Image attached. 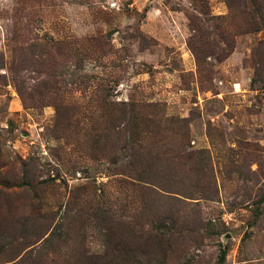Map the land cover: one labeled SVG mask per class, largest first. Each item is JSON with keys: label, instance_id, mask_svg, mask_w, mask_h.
Masks as SVG:
<instances>
[{"label": "rangeland", "instance_id": "obj_1", "mask_svg": "<svg viewBox=\"0 0 264 264\" xmlns=\"http://www.w3.org/2000/svg\"><path fill=\"white\" fill-rule=\"evenodd\" d=\"M230 1L0 0V264H264V0Z\"/></svg>", "mask_w": 264, "mask_h": 264}, {"label": "trees", "instance_id": "obj_2", "mask_svg": "<svg viewBox=\"0 0 264 264\" xmlns=\"http://www.w3.org/2000/svg\"><path fill=\"white\" fill-rule=\"evenodd\" d=\"M195 1H199V0H195ZM230 3V8H233L232 6H231V1L230 0H228V4ZM193 49V51H194V55H195V57L198 59V61H199V52H197V50H196V48H192ZM135 110H133V111H130V112H128V113H126L122 118H120L119 120H120V123H122V125H124V130L127 132H130V136H129V138H128V140H126V145L127 144H131L130 146L131 147H134L135 145H140V143L141 142H139L140 141V139H141V136H142V134L144 133V131H145V126L144 125H146L147 124V120L144 118V117H142L141 115H139L138 113H136V112H134ZM164 120H166V121H168V118H165ZM170 120V119H169ZM117 121V120H116ZM120 135H122V132H120L119 133ZM142 147V146H141ZM200 153H204L205 154V152L204 151H202V152H197V154H200ZM131 157V156H130ZM179 158H180V161H181V163H180V165L183 167V168H185V166H186V163H187V161L189 160V158L190 157H188L187 155L186 156H184V157H182V156H178ZM191 159V158H190ZM172 162H169V163H167V165L169 164H171ZM200 164H202V162H200ZM198 165H199V163H198ZM201 166V165H200ZM130 167L132 168V170L133 169H136V167L137 166H135L133 163L130 165ZM202 166H201V171H202ZM131 171V170H130ZM145 172V171H144ZM143 172V173H144ZM156 173V175H157V172H155ZM130 175H131V172H130ZM136 180H138V181H144L143 180V178H141V179H136ZM151 181V180H150ZM146 182V181H145ZM147 183H149V182H147ZM154 184V183H153ZM179 183H177V185H178ZM173 184H172V182L170 183V187H173L172 186ZM214 186V183L213 182H211V181H209L208 180V186H204V188L203 189H207V190H211L212 191V187ZM197 188L198 189H200V190H202L201 189V187L199 186V185H197ZM170 190H173V189H171V188H169ZM214 198V196H212V195H210V198H209V196H208V198L207 199H213Z\"/></svg>", "mask_w": 264, "mask_h": 264}]
</instances>
